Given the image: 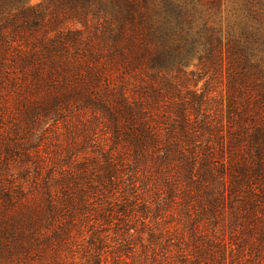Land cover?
<instances>
[{
  "label": "trees",
  "instance_id": "trees-1",
  "mask_svg": "<svg viewBox=\"0 0 264 264\" xmlns=\"http://www.w3.org/2000/svg\"><path fill=\"white\" fill-rule=\"evenodd\" d=\"M0 85V264H264V0H0Z\"/></svg>",
  "mask_w": 264,
  "mask_h": 264
},
{
  "label": "rangeland",
  "instance_id": "rangeland-1",
  "mask_svg": "<svg viewBox=\"0 0 264 264\" xmlns=\"http://www.w3.org/2000/svg\"><path fill=\"white\" fill-rule=\"evenodd\" d=\"M27 2L30 5H34L40 0H27ZM20 100V94L14 92L12 88L0 85V134L3 135L5 132H9L13 126L23 124ZM40 129L43 130V139L39 146L41 155L44 157L42 162L43 169H46L52 163L60 165L67 162L68 154L75 150L74 140L79 139V134L75 132L74 126L68 132V128L64 127L61 122L55 124V122L50 121L48 125ZM92 143L101 147L102 145L104 146L105 139L102 135L97 134L93 138ZM86 152L88 151L86 150ZM176 207L177 205H172L170 208L175 209ZM177 222L179 221L173 218L171 224L176 225L178 224ZM128 260L130 261V259Z\"/></svg>",
  "mask_w": 264,
  "mask_h": 264
}]
</instances>
